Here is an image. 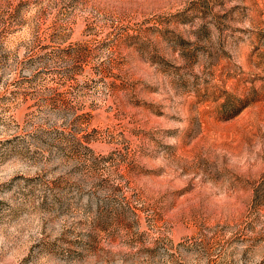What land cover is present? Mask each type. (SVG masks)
Returning a JSON list of instances; mask_svg holds the SVG:
<instances>
[{
	"label": "rangeland",
	"instance_id": "374dc122",
	"mask_svg": "<svg viewBox=\"0 0 264 264\" xmlns=\"http://www.w3.org/2000/svg\"><path fill=\"white\" fill-rule=\"evenodd\" d=\"M0 264H264V0H0Z\"/></svg>",
	"mask_w": 264,
	"mask_h": 264
}]
</instances>
